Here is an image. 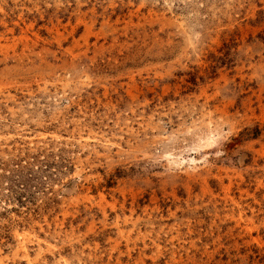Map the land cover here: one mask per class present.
Here are the masks:
<instances>
[{"label": "rangeland", "instance_id": "1", "mask_svg": "<svg viewBox=\"0 0 264 264\" xmlns=\"http://www.w3.org/2000/svg\"><path fill=\"white\" fill-rule=\"evenodd\" d=\"M0 264H264V0H0Z\"/></svg>", "mask_w": 264, "mask_h": 264}]
</instances>
